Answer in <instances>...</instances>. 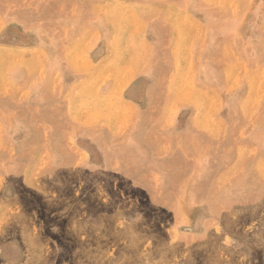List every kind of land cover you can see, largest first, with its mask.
Listing matches in <instances>:
<instances>
[{
    "label": "crops",
    "instance_id": "crops-1",
    "mask_svg": "<svg viewBox=\"0 0 264 264\" xmlns=\"http://www.w3.org/2000/svg\"><path fill=\"white\" fill-rule=\"evenodd\" d=\"M175 1L132 32L116 70L0 75V180L13 183L0 190V264L20 261L5 219L38 177H119L170 215L179 243L264 201V23Z\"/></svg>",
    "mask_w": 264,
    "mask_h": 264
},
{
    "label": "rangeland",
    "instance_id": "rangeland-1",
    "mask_svg": "<svg viewBox=\"0 0 264 264\" xmlns=\"http://www.w3.org/2000/svg\"><path fill=\"white\" fill-rule=\"evenodd\" d=\"M168 1L0 0V75L116 70L136 44L132 32ZM175 2L186 14L223 9L235 22L264 23V0ZM9 185L0 180V190ZM229 216L205 241L179 243L172 218L146 193L77 171L23 184L5 227L21 246L18 264H264V201Z\"/></svg>",
    "mask_w": 264,
    "mask_h": 264
},
{
    "label": "bare ground",
    "instance_id": "bare-ground-1",
    "mask_svg": "<svg viewBox=\"0 0 264 264\" xmlns=\"http://www.w3.org/2000/svg\"><path fill=\"white\" fill-rule=\"evenodd\" d=\"M185 26H186V25H185ZM126 41H127V40H126ZM2 50H3V49H2ZM0 51H1V50H0ZM6 54H7V53H6ZM134 64H135V63H134ZM137 64H138V63H137ZM130 69H131V68H130ZM131 75H132V74H131ZM125 116H126V115H125ZM83 122H85L84 119H83ZM110 132H111V131H110ZM115 133H116V131H115Z\"/></svg>",
    "mask_w": 264,
    "mask_h": 264
}]
</instances>
